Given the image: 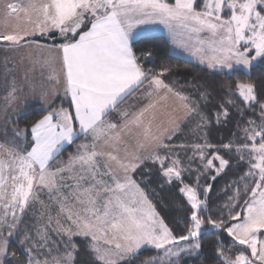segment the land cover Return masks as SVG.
<instances>
[{
  "label": "snow or ice",
  "instance_id": "6c2138e0",
  "mask_svg": "<svg viewBox=\"0 0 264 264\" xmlns=\"http://www.w3.org/2000/svg\"><path fill=\"white\" fill-rule=\"evenodd\" d=\"M7 7L11 13L17 12L18 6L9 4ZM21 10L25 13V26L12 33H0V41L14 46L21 42L34 44V39L26 38L36 33L53 35V30L58 31L65 42L54 47L58 54H62L64 94L70 96L74 114L63 107L54 109L32 125L30 149L22 147L9 151V160L0 158V264H74L73 252L78 249L72 238L77 235L91 236L93 241L103 239L106 245L114 246L103 249L95 244L91 246L95 259L102 264H129L127 257L134 258L144 246L149 245L163 249L165 257L185 252L191 255L203 248L201 236L213 230L218 236L220 231L226 232L233 247L243 246L233 252L217 239L216 258L221 264H264V99L257 95L254 83L242 79L235 83L238 96L248 108L253 109L252 114L259 111V123L250 119L247 124L251 127L244 129L250 143L233 147L229 142L216 147L205 141L204 145L195 146L201 160L205 159V148H215L213 158L207 159L206 167L213 165V159L218 160L217 173L229 165L232 151L248 153L250 168L246 176L255 178L252 181L255 186L249 188L245 185V195L250 198L244 200L243 214L230 216L237 223L229 225L223 219L204 216L205 202L197 197L192 187L185 185L180 191L187 195L193 211L184 226L186 234L175 236L163 220L153 218L156 215L153 211L140 214L130 206L136 203V194L144 195L130 173L145 160H151L159 163L163 175L170 182L173 177L181 178L179 159L166 164L168 156L153 152L146 157L133 155L125 162L111 151L96 149V142L102 139L105 146L115 149L122 142L121 134L131 132V125L139 127L147 111L142 109L131 119H125L123 124L105 119L149 78L150 70L141 67L129 43L135 25L159 19L162 23L176 21L191 32L207 30L219 39L211 41L212 55L201 57L200 63L204 64L206 59L207 67L215 72L226 71L228 75L240 72L251 77L252 70L264 64V0H203L200 11H197L195 0H41L38 5L29 3ZM260 70L264 76V67ZM149 87L172 91L154 74ZM229 91H232L231 86ZM200 95L207 101L210 93L204 91ZM226 103L235 106V101ZM185 108L188 109L186 115L192 112L199 114L197 108H188L187 105ZM120 115L128 117L127 112ZM221 117H229L224 104L216 114L217 123L221 122ZM200 119L202 124H207V117L201 114ZM75 122H78V130ZM143 134L146 140L155 141L157 147H168L159 136H151L150 129L146 128ZM81 136L86 140L90 138L92 145L90 148L87 144L79 145V154L70 156L69 161L79 162L86 175L79 176L77 191L69 194L75 204L69 203L67 196L58 201L60 213H66L70 222L65 228L57 220L59 232L67 237L66 251L51 259L45 257L40 260L34 254L33 245L21 253L24 257L21 260L17 252L11 250L12 238L18 233L20 218L17 211L23 213L35 199L36 186L46 188L49 193L59 192L58 177L63 180L61 173L64 169L52 171L50 164L65 144L71 145ZM139 147L144 148V143ZM221 151H226L229 158L218 155ZM112 162H115V167ZM84 182H88V187L82 188ZM30 240L31 237L25 233L20 244H27ZM46 244L45 239L41 247ZM69 247L71 251H67ZM48 251L51 254V249ZM148 264L156 262L153 260Z\"/></svg>",
  "mask_w": 264,
  "mask_h": 264
},
{
  "label": "trees",
  "instance_id": "16d2710c",
  "mask_svg": "<svg viewBox=\"0 0 264 264\" xmlns=\"http://www.w3.org/2000/svg\"><path fill=\"white\" fill-rule=\"evenodd\" d=\"M167 2H172V0H167ZM55 37H57V33L48 35L45 38H36L35 40L49 42V39ZM61 41L58 39L57 41H52V43H60ZM130 45L141 67L146 71L150 70L149 78L125 97L109 115L119 113L116 110L134 93L144 87L146 82L151 80L153 74L158 75L173 91L186 97L185 104L188 108H197L199 113H188L185 119L170 134L171 139L168 136L163 141V144L168 147H158L155 150V153L160 156L169 157L166 164H170L172 159H179V168L186 164L188 167H194L196 173L191 171L188 175L182 169L181 178L173 177L169 182L168 178L163 175L158 162L153 163L151 160H145L134 171L133 179L141 185L149 201L154 206L155 212L177 237L186 234L184 226L193 211L185 193L180 191L185 185L192 187L198 193V198L205 202V210L202 213L204 216H211L212 219H223L229 225L237 222L230 219V216H234L236 213L243 214L244 200L250 198L245 195V185H248L249 188L255 186L252 182L255 178L246 176L250 168L248 153L232 151L229 165L219 173L216 171L219 168V161L213 159V165L209 169V174H207V159L213 158L215 148H205V159L201 160L195 146L204 145L205 141L216 147L229 142L232 143L233 147L246 142L250 143L246 139L244 129L251 127L247 124L250 119L255 120L257 124L259 123V111L257 110L255 115L252 114L253 109L248 108L242 102V98L238 96L235 90V83L238 79L254 83L257 88V95L264 99V76L261 75L260 70L261 67H264V64L254 68L251 77L245 76L240 72H233L228 75L226 71L215 72L205 67L197 66L179 55L172 54L169 40L163 35L139 37L131 41ZM229 86H231V92L229 91ZM204 91L210 93L207 101L202 99L200 95ZM228 100L235 101V106L226 103ZM221 104H224V107L227 108L229 117L227 119L221 117V122L217 123L216 114L220 111ZM58 106L71 109L69 102L57 98L46 109L38 105L28 106L16 118L13 124L24 131L26 146H29L31 141L30 128L32 125ZM241 112L244 113L243 116H241ZM201 114L207 117V124L201 123ZM109 115L105 117L106 120H108ZM198 125L200 126L198 127ZM78 140L64 147L56 159L51 162L50 166L61 159L63 165L70 163L68 159L70 155L73 156L72 154H74L76 149L74 145L75 143L77 144ZM218 155L229 158L226 151H221ZM241 156L244 159H241ZM198 177L199 180H197ZM242 177L245 178L242 180ZM205 189H209L207 193ZM40 193L42 192H35V199L31 200L25 208L17 226L18 233L12 238L11 250L16 251L17 257L21 260L24 259L21 256L22 252L29 247H33V245L36 248V236L39 234L42 235L40 238L45 237L46 246H55V248L51 254L48 253L46 256L40 254L42 253L40 249L38 251L34 248V254L37 259L43 260L45 257L51 259L52 256L62 255L61 253L66 250V235L60 232L58 234L53 233L56 230V221L51 223L49 216V211L53 210L50 205L52 202L46 194ZM25 233L31 237V240L27 244L21 245L20 240ZM51 235L57 237L56 241ZM45 239L41 238L44 244ZM217 239L233 252H236L238 247H242H233L231 237L226 232L220 231L218 236L217 231L213 230L201 236L200 242L203 244V248L191 255L185 252L179 256L165 257L163 249L145 247L134 258L129 256L126 259L129 264H148L149 261L153 260L156 264H169V260H171V264H221L216 258ZM72 243L78 249V251L73 252L75 257L74 264H102L101 261L95 259V253L91 247L92 243L88 237L73 236ZM184 243L186 242H181V244Z\"/></svg>",
  "mask_w": 264,
  "mask_h": 264
},
{
  "label": "crops",
  "instance_id": "0c3cea01",
  "mask_svg": "<svg viewBox=\"0 0 264 264\" xmlns=\"http://www.w3.org/2000/svg\"><path fill=\"white\" fill-rule=\"evenodd\" d=\"M40 2L41 0H0V33H12L18 27L25 26V13L21 9L29 3L38 5ZM9 4L18 6L17 12L11 13V10L7 7ZM136 27L137 25L131 30L130 44L131 41L141 37L133 33ZM53 33H57V37L49 39V42L36 41V38L48 36H41L39 33L26 38V40L34 39L36 41L34 44L21 42L20 45L14 46L7 41H0V151L19 150L21 147H27L24 131L13 124L20 113L24 112L25 107L38 105L46 109L57 98L67 101L71 105L70 96L64 94L66 84L62 67V54H58L54 47L65 41L60 38L58 31L53 30ZM58 39L62 41L52 43V41ZM13 88H15V92H13ZM181 97L183 96L173 90L169 92L164 88L149 87V81H147L144 87L128 98L116 111L119 113H132L127 119H131L140 113L142 109H147L144 113H168L163 127L150 132L151 136H159L162 140L167 138L175 130L176 125L182 122L185 116L183 113H187L188 109L185 108L186 104ZM137 102L140 104H133ZM60 108L61 106H58L54 109L59 110ZM70 111L74 114V106L71 105ZM53 122H55V117ZM75 127L78 130V122H75ZM18 132L21 135L18 136ZM1 134L8 135V137H1ZM31 135L30 128L31 141L28 146L29 149L32 143ZM17 139L18 148L15 144ZM155 143L151 140L146 147L137 150L141 152L150 150ZM81 144H87L90 148L92 141L81 136L77 144L75 143L76 146L74 145L76 149L72 154L73 156L79 154L77 148ZM118 145L115 149L118 148ZM66 146L68 144H65L63 148ZM17 214L22 215L23 213L17 211ZM21 215L18 216L20 219ZM9 219H11V216H9Z\"/></svg>",
  "mask_w": 264,
  "mask_h": 264
},
{
  "label": "rangeland",
  "instance_id": "374dc122",
  "mask_svg": "<svg viewBox=\"0 0 264 264\" xmlns=\"http://www.w3.org/2000/svg\"><path fill=\"white\" fill-rule=\"evenodd\" d=\"M198 3H199V6H198ZM195 4L198 7L197 11H200L203 7V0H195ZM222 15H224V14L222 13ZM133 33L135 35L141 36V37L151 36V35H163L169 40L172 54L179 55V56L185 58L186 60L194 63L195 65L200 66V67H205L207 69H209L207 67V60L205 59V63L202 64V63H200V59H201V57L207 58V57L212 55V52L210 50V43L214 39L215 40L219 39V37H213L211 35V33H209L207 30H204L201 32H191L188 29L181 27L176 21H172L170 23H162L159 19H153V20H149L148 22L143 23V24H137V27L135 28ZM201 42H203V43H201ZM197 49H203V51L198 52ZM209 70H211V69H209ZM183 102H185V101L183 100ZM133 104L135 105V104H140V103L137 102V103H133ZM24 111H25V109H24ZM131 114L132 113H128V117ZM167 114L168 113H144L143 118H142V124L139 127H137L136 125H131L130 126L132 129L131 132L121 134L122 142L119 143L120 147L118 145V148L113 150L111 147L105 146L103 139H102V140L96 142V149L98 151H105V152L111 151L114 155H117L118 158H120L121 160H123L125 162H127V160L130 159L131 156H133V155H140L142 157L149 156L153 152H155V150L158 148L156 143L154 144V147L150 150H145L142 152L137 150L138 148H140L139 147L140 143H144V145L146 147L148 145V143L151 142L150 139H148V140L145 139L144 134H143L144 130L147 128V129H150V132H151V131H154L155 129L162 128L163 124L166 121V115ZM183 114H185V116L183 117L182 121L186 117V113H183ZM20 115H21V113H20ZM125 119H127V118L121 116L120 113H113L112 115H109V117H108V120H111L112 122L119 123V124H123L125 122ZM178 126H179V124L176 125L175 129ZM1 137L7 138L8 135H2L1 134ZM31 137H32V135H31ZM87 140H91V139L89 138ZM164 140H165V138L162 139V141H164ZM15 144L17 147L18 146V139L16 140ZM122 144H124L125 146H123ZM27 147H28V145H27ZM9 151H11V150L0 151V158H2L4 160H9V155H8ZM77 155H74V156H77ZM102 159L107 160V157H103ZM61 161L62 160H59L55 164H52L50 166V170H52V171H55L56 168L64 169V171L61 173V175L63 176V180L61 181L58 177L59 192L57 193L54 191L53 193H49L46 188H42L40 186H36L34 188L35 192H42L40 194H46V196L48 195L49 199L51 200L52 204H50V205H51V207H53V210L49 211L50 212L49 216H50L51 223H54L56 221V224H55L56 230L53 233H57V234L59 232V226L57 225V220H59L60 224H62L65 228L68 227V225L70 223L66 219V213H60V205H59L58 201L63 200L64 197L67 196V197H69V203L75 204L76 203L75 200L72 199V197L69 194L71 192L77 191V180H78L79 176L80 175H86V173H84L82 171L81 164L79 162H70V163L68 162L66 165H63V163ZM112 166L115 167V162H112ZM189 166H190V164H189ZM84 167H86V166H84ZM180 169L181 170L183 169L185 171V173H188V175L191 173V171L196 173V170L194 169V167L193 168L188 167V166H186V164L183 165V167L180 166ZM209 169H210V167H206L207 174H209ZM133 173L134 172L130 173L132 178H133ZM122 174L123 173H121V175ZM256 178H258V177H256ZM105 179H107V178L105 177ZM136 183L139 185V188L141 190H143L141 188V185L138 182H136ZM86 187H88V182H84L82 184V188H86ZM77 194H78V192H77ZM143 194H144L143 197H140L139 194H136V196H135L136 203H133L130 206L135 207L138 210V212H140V214H143V213L149 212V211H153L156 214L153 218L162 220L159 217V215L155 212L154 206L149 201L144 190H143ZM37 195H39V194H37ZM186 197H187V195H186ZM197 197H198V193H197ZM149 204L151 205V208H149ZM76 206L81 207L78 204ZM20 215L21 214H17V216H20ZM235 223H237V222H235ZM38 225H40V223H38ZM40 236H42V235L39 234L36 236L37 246L35 249H37L38 251L40 249L42 251L41 255L46 256L49 253L48 250L51 249V252H52V250L55 248V246L41 247V245L44 244V241L41 240ZM51 237H53L56 241L57 237L55 235H51ZM88 238L91 240L92 245L95 244V245L101 247L102 249L108 248V247H114V246L106 245L104 243L103 239H98L96 241H93L91 236H88ZM145 247H153V246L149 245V246H144L143 248H145ZM166 247H167V245H166ZM67 251H71V247L68 248ZM63 253H61V254H63Z\"/></svg>",
  "mask_w": 264,
  "mask_h": 264
}]
</instances>
